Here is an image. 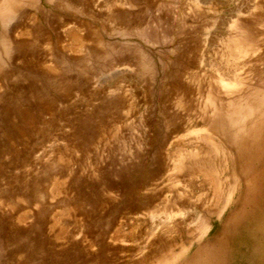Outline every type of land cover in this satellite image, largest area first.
<instances>
[{"label": "rangeland", "instance_id": "1", "mask_svg": "<svg viewBox=\"0 0 264 264\" xmlns=\"http://www.w3.org/2000/svg\"><path fill=\"white\" fill-rule=\"evenodd\" d=\"M0 264H264V0H0Z\"/></svg>", "mask_w": 264, "mask_h": 264}]
</instances>
